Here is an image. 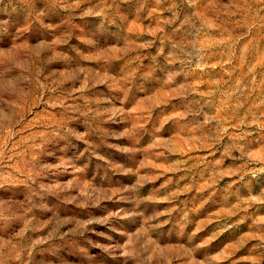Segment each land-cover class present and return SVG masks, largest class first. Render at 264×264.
Instances as JSON below:
<instances>
[{
  "label": "rangeland",
  "instance_id": "374dc122",
  "mask_svg": "<svg viewBox=\"0 0 264 264\" xmlns=\"http://www.w3.org/2000/svg\"><path fill=\"white\" fill-rule=\"evenodd\" d=\"M0 264H264V0H0Z\"/></svg>",
  "mask_w": 264,
  "mask_h": 264
}]
</instances>
